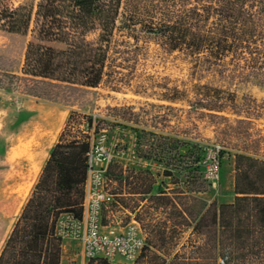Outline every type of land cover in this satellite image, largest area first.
<instances>
[{
	"label": "rangeland",
	"instance_id": "1",
	"mask_svg": "<svg viewBox=\"0 0 264 264\" xmlns=\"http://www.w3.org/2000/svg\"><path fill=\"white\" fill-rule=\"evenodd\" d=\"M122 2L0 0V250L70 110L77 113L67 135L86 133L111 151L110 188L165 259L187 237L183 209L232 200L234 153L264 158V82L153 41L124 44L114 28ZM202 84L219 90L209 92L225 101L222 109L199 104ZM85 115L105 121L93 132ZM215 146L219 176L211 183L201 160ZM59 248L60 264H82L75 239H60ZM83 264L151 263L142 256Z\"/></svg>",
	"mask_w": 264,
	"mask_h": 264
},
{
	"label": "trees",
	"instance_id": "2",
	"mask_svg": "<svg viewBox=\"0 0 264 264\" xmlns=\"http://www.w3.org/2000/svg\"><path fill=\"white\" fill-rule=\"evenodd\" d=\"M117 21L114 28L127 38L121 40L126 45L139 48L153 41L164 51L177 50L195 62L264 82V0H123ZM210 89L219 91L196 86L199 104L222 109L225 101L211 96ZM178 91L173 88L169 98ZM76 113L70 110L51 146L0 250V264H60L62 238L54 232L55 220L63 212L81 214L90 145L86 133L67 135ZM85 118L93 132L105 121ZM234 158L232 200L213 199L195 212L183 209L188 234L181 247L165 259L147 243L135 261L147 256L151 264H264V158L246 152Z\"/></svg>",
	"mask_w": 264,
	"mask_h": 264
},
{
	"label": "built area",
	"instance_id": "3",
	"mask_svg": "<svg viewBox=\"0 0 264 264\" xmlns=\"http://www.w3.org/2000/svg\"><path fill=\"white\" fill-rule=\"evenodd\" d=\"M219 153V146L207 149L201 160L203 176L211 183L219 176ZM111 159L109 149L99 142L90 143L86 152L81 214L75 217L68 212L60 213L54 232L60 238L75 239L84 261L102 258L133 263L147 244L145 232L134 213L123 208L110 188L107 168ZM113 207L122 208L127 217L119 215Z\"/></svg>",
	"mask_w": 264,
	"mask_h": 264
},
{
	"label": "crops",
	"instance_id": "4",
	"mask_svg": "<svg viewBox=\"0 0 264 264\" xmlns=\"http://www.w3.org/2000/svg\"><path fill=\"white\" fill-rule=\"evenodd\" d=\"M127 193H133V192H127ZM123 194H124V192H123ZM133 194H138V192H134ZM82 264H83V260H82Z\"/></svg>",
	"mask_w": 264,
	"mask_h": 264
}]
</instances>
